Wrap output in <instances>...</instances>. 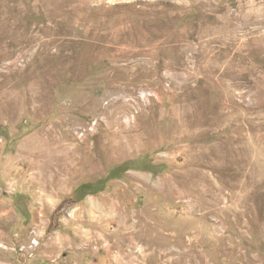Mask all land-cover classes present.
<instances>
[{
  "label": "rangeland",
  "instance_id": "374dc122",
  "mask_svg": "<svg viewBox=\"0 0 264 264\" xmlns=\"http://www.w3.org/2000/svg\"><path fill=\"white\" fill-rule=\"evenodd\" d=\"M0 264H264V0H0Z\"/></svg>",
  "mask_w": 264,
  "mask_h": 264
},
{
  "label": "bare ground",
  "instance_id": "6f19581e",
  "mask_svg": "<svg viewBox=\"0 0 264 264\" xmlns=\"http://www.w3.org/2000/svg\"><path fill=\"white\" fill-rule=\"evenodd\" d=\"M129 113V112H128ZM133 128V127H132ZM134 141V140H133ZM85 144V141H83L82 143H80V144H78V146H77V148H78V150H80L79 148L81 147V146H83Z\"/></svg>",
  "mask_w": 264,
  "mask_h": 264
}]
</instances>
